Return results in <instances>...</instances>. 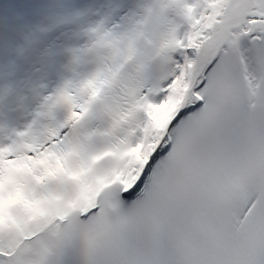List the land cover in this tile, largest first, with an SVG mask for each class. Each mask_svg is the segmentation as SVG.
Returning <instances> with one entry per match:
<instances>
[{"label":"snow or ice","instance_id":"6c2138e0","mask_svg":"<svg viewBox=\"0 0 264 264\" xmlns=\"http://www.w3.org/2000/svg\"><path fill=\"white\" fill-rule=\"evenodd\" d=\"M101 7L50 92L0 81V264H264V0Z\"/></svg>","mask_w":264,"mask_h":264},{"label":"rangeland","instance_id":"374dc122","mask_svg":"<svg viewBox=\"0 0 264 264\" xmlns=\"http://www.w3.org/2000/svg\"><path fill=\"white\" fill-rule=\"evenodd\" d=\"M12 1L9 10L5 14H1L5 0H0V21L16 14H23L29 25H32L34 20L42 21L50 26L58 24L55 30L50 27L47 33L41 34L36 46L28 51L24 50L21 54H14V44L5 46L0 43V81L6 78L8 66L14 62V79L22 87L30 84L43 85L42 94L50 92L59 82L60 69L65 58L58 55L54 60H48L41 53L45 49L61 52L65 48L77 47L82 44L84 40L79 33L84 26L95 22L99 18V14L106 11L101 5L133 2V0H24L25 4H22L23 0ZM90 6L93 11L88 16L75 21L62 19L73 13L83 12ZM22 117L25 116L21 113H7L0 110V120H7L16 127L19 126L18 119Z\"/></svg>","mask_w":264,"mask_h":264},{"label":"bare ground","instance_id":"6f19581e","mask_svg":"<svg viewBox=\"0 0 264 264\" xmlns=\"http://www.w3.org/2000/svg\"><path fill=\"white\" fill-rule=\"evenodd\" d=\"M22 1V0H21ZM20 1V2H21ZM92 1H94V0H92ZM13 1L12 0H5V2H4V6L2 7V11H1V14H5L8 10H9V7H10V5H11V3H12ZM22 4H25V2H24V0H23V2H22ZM131 4V3H130ZM75 9H77V7H75ZM36 23H43L42 21H39V20H34V22H33V24H36ZM61 23H64V21H61ZM44 25H46L45 23H43ZM58 24H56V25H53V26H50L49 24H47L46 26H50L52 29H56L55 27L57 26ZM48 32V31H47ZM46 32V33H47ZM43 34H45V33H43ZM58 36V35H57ZM13 49H15V48H13ZM25 50V49H24ZM24 50H17V51H15L14 50V54L15 53H22ZM14 60V59H13ZM25 119H26V117H22L21 119H18V123H19V126L18 127H21L22 126V124H23V122L25 121Z\"/></svg>","mask_w":264,"mask_h":264},{"label":"clouds","instance_id":"9594fccd","mask_svg":"<svg viewBox=\"0 0 264 264\" xmlns=\"http://www.w3.org/2000/svg\"><path fill=\"white\" fill-rule=\"evenodd\" d=\"M25 51H27V49L25 48Z\"/></svg>","mask_w":264,"mask_h":264}]
</instances>
